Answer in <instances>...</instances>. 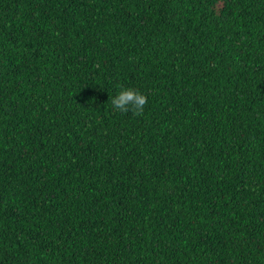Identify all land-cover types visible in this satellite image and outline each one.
I'll return each instance as SVG.
<instances>
[{
    "label": "trees",
    "instance_id": "1",
    "mask_svg": "<svg viewBox=\"0 0 264 264\" xmlns=\"http://www.w3.org/2000/svg\"><path fill=\"white\" fill-rule=\"evenodd\" d=\"M0 264H264V0H0Z\"/></svg>",
    "mask_w": 264,
    "mask_h": 264
},
{
    "label": "clouds",
    "instance_id": "2",
    "mask_svg": "<svg viewBox=\"0 0 264 264\" xmlns=\"http://www.w3.org/2000/svg\"><path fill=\"white\" fill-rule=\"evenodd\" d=\"M113 109L120 113H133L142 116L148 103L147 97L133 88L122 89L117 96L111 97Z\"/></svg>",
    "mask_w": 264,
    "mask_h": 264
}]
</instances>
